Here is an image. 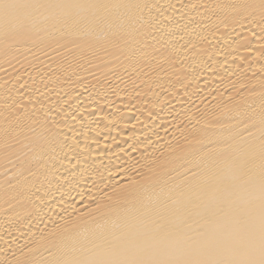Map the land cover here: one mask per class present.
Returning a JSON list of instances; mask_svg holds the SVG:
<instances>
[{
    "label": "bare ground",
    "instance_id": "1",
    "mask_svg": "<svg viewBox=\"0 0 264 264\" xmlns=\"http://www.w3.org/2000/svg\"><path fill=\"white\" fill-rule=\"evenodd\" d=\"M0 264H264V0H0Z\"/></svg>",
    "mask_w": 264,
    "mask_h": 264
}]
</instances>
